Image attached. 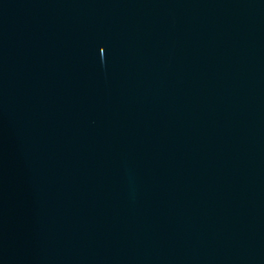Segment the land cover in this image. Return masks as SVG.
I'll use <instances>...</instances> for the list:
<instances>
[{"label":"water","instance_id":"95a60500","mask_svg":"<svg viewBox=\"0 0 264 264\" xmlns=\"http://www.w3.org/2000/svg\"><path fill=\"white\" fill-rule=\"evenodd\" d=\"M0 264H264V0H0Z\"/></svg>","mask_w":264,"mask_h":264}]
</instances>
